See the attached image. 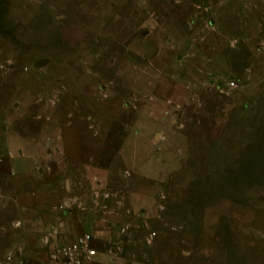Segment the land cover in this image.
Wrapping results in <instances>:
<instances>
[{
    "label": "rangeland",
    "instance_id": "obj_1",
    "mask_svg": "<svg viewBox=\"0 0 264 264\" xmlns=\"http://www.w3.org/2000/svg\"><path fill=\"white\" fill-rule=\"evenodd\" d=\"M32 191L116 222L96 264H264V0H0V264Z\"/></svg>",
    "mask_w": 264,
    "mask_h": 264
},
{
    "label": "crops",
    "instance_id": "obj_2",
    "mask_svg": "<svg viewBox=\"0 0 264 264\" xmlns=\"http://www.w3.org/2000/svg\"><path fill=\"white\" fill-rule=\"evenodd\" d=\"M157 152L159 151L156 150L155 143L149 141L143 134L140 137L128 140L126 149H123V157L129 168L134 169L136 166H139L140 168L143 167L144 171L146 168L148 170V164L151 161L157 160L159 156ZM161 158L162 156L158 160H161ZM133 165L135 166L133 167ZM19 169L18 166L15 168V170ZM29 169L30 163L26 158V162L22 164V171L18 172L16 184L20 182L23 178L22 176L27 174ZM31 184L34 186L33 183H25V188H30ZM37 196V191H32L28 195H20L19 197L21 202L26 198H30V201L27 208V216L21 219L20 246L14 250V264H56L47 257L45 239L50 236L55 238L57 242H60V240H69L76 234L87 230L92 231L97 238L94 241L98 250L95 255L97 260L106 261L108 255L98 246V243L102 240H111L117 226L115 221L106 220L103 215L96 214L92 210L88 211L84 206L77 205L80 202V198L77 196L74 200L76 203L73 206L59 209L61 217L56 220V212L53 210L52 204L49 207L45 201L35 204ZM64 203L66 202L64 201ZM18 260H21L20 263Z\"/></svg>",
    "mask_w": 264,
    "mask_h": 264
},
{
    "label": "built area",
    "instance_id": "obj_3",
    "mask_svg": "<svg viewBox=\"0 0 264 264\" xmlns=\"http://www.w3.org/2000/svg\"><path fill=\"white\" fill-rule=\"evenodd\" d=\"M227 84L233 85L234 80L230 79ZM95 240L97 238L90 230L78 233L69 240H60V242L49 236L45 239L47 257L56 264H96L102 262L97 260L95 256L98 252ZM20 261L18 260L19 263Z\"/></svg>",
    "mask_w": 264,
    "mask_h": 264
},
{
    "label": "water",
    "instance_id": "obj_4",
    "mask_svg": "<svg viewBox=\"0 0 264 264\" xmlns=\"http://www.w3.org/2000/svg\"><path fill=\"white\" fill-rule=\"evenodd\" d=\"M141 34H144V33H146V29H142L141 30V32H140ZM47 58L46 57H41V58H38V59H36L35 61H34V65H40V64H42V63H44V61L46 60Z\"/></svg>",
    "mask_w": 264,
    "mask_h": 264
}]
</instances>
